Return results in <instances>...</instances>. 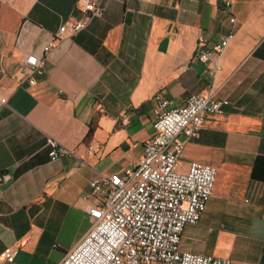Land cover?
Here are the masks:
<instances>
[{"label":"crops","instance_id":"0c3cea01","mask_svg":"<svg viewBox=\"0 0 264 264\" xmlns=\"http://www.w3.org/2000/svg\"><path fill=\"white\" fill-rule=\"evenodd\" d=\"M232 1L230 11L222 0H103V15L58 39L29 83L24 58L81 16L77 0H0V264L10 246L12 264H58L81 240L90 180L141 156L158 93L171 106L192 93L229 100L186 140L179 169L200 161L218 175L181 248L264 264V0ZM231 31L212 79L197 36L212 46ZM47 136L75 155L51 160Z\"/></svg>","mask_w":264,"mask_h":264},{"label":"built area","instance_id":"2783aa9c","mask_svg":"<svg viewBox=\"0 0 264 264\" xmlns=\"http://www.w3.org/2000/svg\"><path fill=\"white\" fill-rule=\"evenodd\" d=\"M231 11L233 1L222 0ZM103 0H77L81 16L61 23L58 37L47 43L43 55L28 54L20 67V76L34 83L43 74L47 53L64 35H74L85 28L94 16L103 15ZM230 21L235 17L231 14ZM234 32L212 46L200 34L195 55L214 79L222 69L219 57ZM153 135L143 143L141 156L120 172L99 174L89 182L94 198L88 206L90 229L58 264H232L229 257L183 250L182 233L187 225L198 224L213 194L217 168L191 161L180 170L186 140L198 138L209 115L223 112L227 98L192 93L184 104L171 106L160 93L155 95ZM7 98L0 97V109ZM129 116L123 115L122 123ZM184 136V139L180 138ZM51 160L75 155L51 136L46 137ZM18 247L2 253L12 264Z\"/></svg>","mask_w":264,"mask_h":264}]
</instances>
